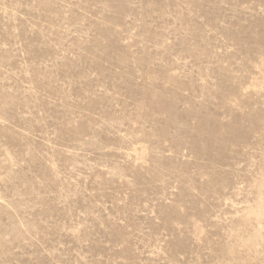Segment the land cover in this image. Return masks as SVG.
I'll use <instances>...</instances> for the list:
<instances>
[{"label":"rangeland","instance_id":"obj_1","mask_svg":"<svg viewBox=\"0 0 264 264\" xmlns=\"http://www.w3.org/2000/svg\"><path fill=\"white\" fill-rule=\"evenodd\" d=\"M0 264H264V0H0Z\"/></svg>","mask_w":264,"mask_h":264}]
</instances>
